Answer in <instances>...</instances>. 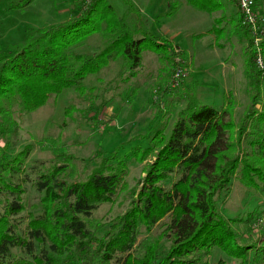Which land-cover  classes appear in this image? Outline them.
Returning a JSON list of instances; mask_svg holds the SVG:
<instances>
[{
    "label": "trees",
    "instance_id": "1",
    "mask_svg": "<svg viewBox=\"0 0 264 264\" xmlns=\"http://www.w3.org/2000/svg\"><path fill=\"white\" fill-rule=\"evenodd\" d=\"M187 1L208 12L224 8L222 0ZM29 2L12 0L11 6ZM220 21L217 17L207 32L222 30ZM235 26L248 36L240 21ZM95 32L107 37L102 48L95 52L74 48ZM143 50L173 59L166 39L146 30L140 19L131 28L108 0H92L69 19L29 30L23 41L0 48V98L17 96L22 108L32 110L50 92L80 88L87 74L117 57L124 67L137 68ZM246 51L245 73L250 87L258 91L261 73L252 66L253 51ZM4 110L0 103V112ZM248 114L251 128L244 127L247 115L236 126L237 138L243 133L250 146L240 157L234 152L237 139L228 106L190 101L167 136L157 130L147 146L136 147L140 159L157 149L140 185L131 189L130 205L116 217L117 224L112 220L103 231L92 229L86 217L118 192L127 172L124 161L109 162L114 154L108 153L85 179L69 182L58 177L62 165L39 173L34 183L38 191L45 190L41 209L30 214L22 228L16 217L25 208L26 175L17 181L12 177L23 173L28 146L11 157L0 148V193L5 195L0 200V264H210L207 255L214 247L240 257V264H264V240L251 243L242 238L216 201V194L228 192L237 171L244 183L260 182L264 187V105ZM157 225L159 230L152 232ZM143 231L152 234L141 243ZM141 245V252L135 253Z\"/></svg>",
    "mask_w": 264,
    "mask_h": 264
},
{
    "label": "rangeland",
    "instance_id": "2",
    "mask_svg": "<svg viewBox=\"0 0 264 264\" xmlns=\"http://www.w3.org/2000/svg\"><path fill=\"white\" fill-rule=\"evenodd\" d=\"M91 1L31 0L25 6L14 7L12 0H0V48L23 41L29 30L69 19ZM127 1L132 3L131 9ZM168 1L165 5L163 0H149L148 3L145 0H108L131 28L135 26L137 15H151L152 20L144 21L143 26L161 29L167 34L173 64L163 52L143 50L137 68L124 67L123 59L117 57L98 72L87 74L80 88L71 86L58 93L50 92L46 101L32 110L22 108L17 96L0 98L5 109L0 112V148L11 157L28 146L27 157L22 163L23 173L12 177L17 181L26 175L22 181L25 208L16 217L22 228L29 215L41 209L40 200L45 190H37L36 175L58 164L64 166L59 178L68 182L85 179L111 152L114 157L109 162L122 160L126 163L124 183L113 199L101 203L86 221L99 231L106 229L112 220L117 224L116 217L130 205L131 189L140 185L147 163L154 158L157 149L140 159L135 154L136 147L147 146L153 135L158 134L157 130L162 133L159 135L167 136L177 114L192 100L216 108L225 103L235 125L231 130L233 137L236 126L246 115L244 127L251 128L248 113L264 105V76L258 74V91L250 87L245 68L249 57L246 50L252 51L251 41L247 31L248 36L235 26V22L241 23L237 5L233 0H222L224 8L208 12L187 0ZM256 7L264 14V0H257ZM217 17H221L222 30L207 32ZM106 40L105 35L95 32L74 48L95 52ZM262 54L264 61V43ZM178 62L185 75L173 84ZM252 64L261 72L254 59ZM236 139L234 152L244 157V150L250 147L248 138L241 133ZM239 174V171L234 172L228 192L216 194L218 208L228 225L242 238L259 243L264 240V187L260 182L257 186L244 183ZM175 176L173 173L171 179ZM4 196L0 193L1 201ZM157 230L158 225L152 232ZM152 232L143 231L139 241L144 243L151 238ZM142 247L134 250L135 253H140ZM15 252L20 253L18 249ZM207 259L210 264H240L241 261L240 257L218 247L212 248Z\"/></svg>",
    "mask_w": 264,
    "mask_h": 264
},
{
    "label": "built area",
    "instance_id": "3",
    "mask_svg": "<svg viewBox=\"0 0 264 264\" xmlns=\"http://www.w3.org/2000/svg\"><path fill=\"white\" fill-rule=\"evenodd\" d=\"M233 1L241 13V24L249 33L255 64L259 67L261 75L264 76V61L262 54V44L264 42V14L258 11L256 0ZM177 61L180 62V57H177ZM179 62L174 69L173 84H177L179 79L185 75Z\"/></svg>",
    "mask_w": 264,
    "mask_h": 264
},
{
    "label": "crops",
    "instance_id": "4",
    "mask_svg": "<svg viewBox=\"0 0 264 264\" xmlns=\"http://www.w3.org/2000/svg\"><path fill=\"white\" fill-rule=\"evenodd\" d=\"M146 1H147V3L149 2V0H145V3H146ZM166 1V2H165ZM163 0V3L165 2L166 4L165 5H167V3L169 2L168 0ZM257 1V0H256ZM138 2V1H137ZM138 3H140V2H138ZM143 10V7H141L140 8V10ZM258 11H261L259 8H258ZM146 16V17H145ZM136 19H140L141 21H142V23L144 22V21H149V20H152L151 19V15H137V17H136ZM152 26V25H151ZM145 29L146 30H148V31H150L152 34H154V35H158V36H161L162 38H164V39H166V37H165V35H167V34H165L164 32H161L162 30L161 29H155V28H149V26H146L145 27ZM150 29H152L153 30V32H152V30H150ZM158 31V32H154V31ZM167 41V40H166Z\"/></svg>",
    "mask_w": 264,
    "mask_h": 264
}]
</instances>
